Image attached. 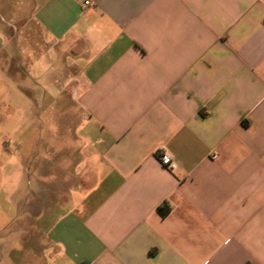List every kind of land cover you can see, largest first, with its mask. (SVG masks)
<instances>
[{
  "label": "crops",
  "instance_id": "1",
  "mask_svg": "<svg viewBox=\"0 0 264 264\" xmlns=\"http://www.w3.org/2000/svg\"><path fill=\"white\" fill-rule=\"evenodd\" d=\"M27 2L0 0V218L51 214L42 264H264V0H30L17 77Z\"/></svg>",
  "mask_w": 264,
  "mask_h": 264
},
{
  "label": "rangeland",
  "instance_id": "2",
  "mask_svg": "<svg viewBox=\"0 0 264 264\" xmlns=\"http://www.w3.org/2000/svg\"><path fill=\"white\" fill-rule=\"evenodd\" d=\"M27 4V16L17 19L18 23L10 28L11 31H14L12 33V49L9 51V54H3L2 57L3 64L17 77L19 72L18 59L20 57L19 44L35 45L43 41L42 34L29 17L31 9L30 0H28ZM2 24L6 26L5 23L2 22ZM6 28L8 27L6 26ZM35 52L36 50L34 49L33 54ZM62 116L61 114L60 118ZM60 132V135L57 136L51 135V133L47 135L45 131L44 136L45 138L53 137L56 139L55 137H60V139L70 140L66 129L63 128ZM69 148L72 149L75 146L71 145ZM47 212L13 209L11 213L15 219L7 221L0 218V264H42L41 250L45 246L42 235L43 230L48 226L42 225V220L45 219L47 224H50L52 221L51 214Z\"/></svg>",
  "mask_w": 264,
  "mask_h": 264
},
{
  "label": "built area",
  "instance_id": "3",
  "mask_svg": "<svg viewBox=\"0 0 264 264\" xmlns=\"http://www.w3.org/2000/svg\"><path fill=\"white\" fill-rule=\"evenodd\" d=\"M83 5L85 7L89 6L90 2L89 1H84ZM158 161L168 171H173L176 168V165H175L172 157L165 150L159 151Z\"/></svg>",
  "mask_w": 264,
  "mask_h": 264
},
{
  "label": "trees",
  "instance_id": "4",
  "mask_svg": "<svg viewBox=\"0 0 264 264\" xmlns=\"http://www.w3.org/2000/svg\"><path fill=\"white\" fill-rule=\"evenodd\" d=\"M158 211H159L160 215L163 216V217L167 214V210L166 209H159Z\"/></svg>",
  "mask_w": 264,
  "mask_h": 264
}]
</instances>
